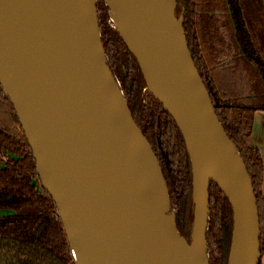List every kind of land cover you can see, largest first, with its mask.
<instances>
[{"label": "water", "instance_id": "95a60500", "mask_svg": "<svg viewBox=\"0 0 264 264\" xmlns=\"http://www.w3.org/2000/svg\"><path fill=\"white\" fill-rule=\"evenodd\" d=\"M104 1L113 23L127 14L133 20L126 31L136 50L118 32L187 145L194 230L188 245L160 163L108 65L97 0L90 10L87 0H0V84L57 204L75 264H181L177 236L208 261L212 183L233 210L229 264H261L252 180L197 71L176 0H123L125 8Z\"/></svg>", "mask_w": 264, "mask_h": 264}, {"label": "trees", "instance_id": "16d2710c", "mask_svg": "<svg viewBox=\"0 0 264 264\" xmlns=\"http://www.w3.org/2000/svg\"><path fill=\"white\" fill-rule=\"evenodd\" d=\"M109 11L104 0H97L108 65L160 163L170 211L180 236L190 245L195 203L187 145L173 118L149 91L140 64ZM176 14L220 123L252 180L264 252V160L251 144L255 114L264 112V0H176ZM209 194L208 261L229 264L233 210L215 183ZM0 264H75L57 204L41 183L27 136L1 84Z\"/></svg>", "mask_w": 264, "mask_h": 264}, {"label": "bare ground", "instance_id": "6f19581e", "mask_svg": "<svg viewBox=\"0 0 264 264\" xmlns=\"http://www.w3.org/2000/svg\"><path fill=\"white\" fill-rule=\"evenodd\" d=\"M107 1L111 6H117L120 8H125V4L123 3V0H107ZM93 5H94V0H87V7L89 10L93 8ZM159 15H160V17L169 18V15L166 16L165 14L163 15L160 13H159ZM129 17L130 16L127 14L126 19L115 18L114 24L118 27V30L125 37L130 48H133L134 50H136L137 48H136L135 41L133 39L131 40L129 38L128 33L126 31V29H128L130 27L131 23L133 22V20H131V17L130 18ZM88 32H89L88 33V40L92 41L93 40L92 33L89 31V29H88ZM94 42H95V44H97L98 40H96V38H95ZM119 98H121L120 95H119ZM121 101L123 103V98H121ZM154 167H155V163H154ZM155 169H156V167H155ZM156 171H157V169H156ZM157 175H158V172L156 174V178L158 179L159 176L157 177ZM158 182H159V179H158ZM202 188L203 187L197 188V190H196L197 196H200L199 194L201 193ZM176 240H177L178 253L180 256L181 264H190L191 260L195 261L196 264H208V261L205 260V256H204L203 251H201L200 253H195L192 249H189L185 245L182 238L177 236Z\"/></svg>", "mask_w": 264, "mask_h": 264}, {"label": "crops", "instance_id": "0c3cea01", "mask_svg": "<svg viewBox=\"0 0 264 264\" xmlns=\"http://www.w3.org/2000/svg\"><path fill=\"white\" fill-rule=\"evenodd\" d=\"M253 133L251 136V144L258 148L261 152L262 160H264V112L258 111L254 117ZM264 176V174H263ZM263 193H264V181H263ZM262 264H264V252L262 255Z\"/></svg>", "mask_w": 264, "mask_h": 264}]
</instances>
